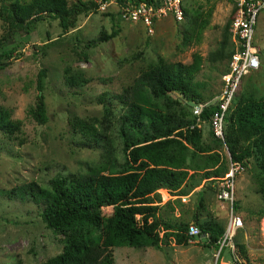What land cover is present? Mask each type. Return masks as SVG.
<instances>
[{
    "label": "rangeland",
    "instance_id": "374dc122",
    "mask_svg": "<svg viewBox=\"0 0 264 264\" xmlns=\"http://www.w3.org/2000/svg\"><path fill=\"white\" fill-rule=\"evenodd\" d=\"M236 3L237 0H184L182 20L164 16L155 21L150 33L141 23L123 18L110 4L105 9L79 14L75 25L65 31L56 20L45 19L37 23L34 37L24 42L15 37L18 45L12 56L0 63V104L9 108L11 118L20 120L13 135L0 131V264H38L61 249V235L53 233L41 220L38 204L9 198L5 190L31 180L46 184L53 175L85 168L87 163L101 158L100 147L79 143L81 136L70 121L74 116L98 120L102 108L97 95L102 91L118 92L146 62L158 56L167 61L187 62L196 52L200 55V67L195 78L204 82L200 101H216L221 71L231 49L229 23ZM196 10L208 18L198 35L194 28L189 29ZM111 31L115 33L109 38L92 43L101 33ZM253 40L259 66L242 76L236 96L264 94V8L257 15ZM39 68L45 70L44 123H37L28 113L35 99ZM67 68L70 72L81 71L88 80L76 87L67 85L63 79ZM169 96L179 98L180 105L185 107L190 101L174 92ZM114 101L116 112L118 104ZM200 124L208 150L195 156L197 167L202 166L204 153L210 152L227 165L225 147L210 136L206 120ZM114 138L115 154L121 160L120 144ZM204 169L195 170L182 184L185 193L157 189L159 197H154L153 203L157 204L156 214L162 220L191 221L197 212L201 223L214 221L223 229L227 205L216 197L220 178H204ZM256 173L255 162L249 157L244 169L235 176V208L242 215L243 228L227 243H232L234 255L247 264H264V217L258 213L263 202L256 190ZM191 182L196 184L190 187ZM101 209L108 213L114 206L104 205ZM163 230L159 226L158 234L162 236L158 245L111 247L113 264H223L229 259L227 246L217 254L219 242L208 243L202 231L186 243H176L173 234L164 235Z\"/></svg>",
    "mask_w": 264,
    "mask_h": 264
},
{
    "label": "trees",
    "instance_id": "16d2710c",
    "mask_svg": "<svg viewBox=\"0 0 264 264\" xmlns=\"http://www.w3.org/2000/svg\"><path fill=\"white\" fill-rule=\"evenodd\" d=\"M95 9L94 0H0V63L12 56L18 45L15 37L24 42L35 36L37 23L54 19L65 31L75 25L79 14ZM207 19L196 10L189 29L194 28L198 35ZM114 33H101L92 43ZM45 34H49L47 30ZM199 67L200 55L196 52L187 62L167 61L159 56L146 62L118 92L102 91L97 95L102 108L98 120L74 116L70 121L81 136L80 144L101 148L99 160L76 171L53 175L46 184L31 180L5 190L9 198L38 204L41 220L62 237L61 249L38 264H113L111 247L158 245L162 236L158 234L159 226L164 235L173 234L176 243H186L191 238L186 233L189 221L162 220L156 214L158 206L153 198L159 197L160 187L185 193L182 184L198 168L206 167L203 177L210 180L226 170L214 152L204 153L202 166L197 167L195 156L208 150L201 124H195L189 105L182 106L179 98L169 96L174 92L182 99L202 100L200 88L204 82L195 78ZM226 68L227 61L221 73ZM44 77V68H39L35 99L28 109L37 123L47 120ZM63 79L76 87L88 77L67 68ZM114 100L118 104L116 112ZM213 107L208 104L202 108L200 121L208 122ZM10 115L9 108L0 104V131L8 136L20 126V120ZM210 136L225 147L230 160L245 166L248 158H253L257 167L256 190L263 202L258 213L264 217V94L234 97L225 116L223 139L214 137L211 131ZM114 137L120 144L121 160L115 154ZM195 184L191 182L190 187ZM104 205L114 209L104 213ZM191 220L206 233L208 243H217L221 225L214 221L201 223L197 212Z\"/></svg>",
    "mask_w": 264,
    "mask_h": 264
},
{
    "label": "built area",
    "instance_id": "2783aa9c",
    "mask_svg": "<svg viewBox=\"0 0 264 264\" xmlns=\"http://www.w3.org/2000/svg\"><path fill=\"white\" fill-rule=\"evenodd\" d=\"M97 9H105L110 4L115 5L120 15L132 22H139L145 30L152 32L156 20L170 16L180 21L184 17V0H94ZM235 13L229 23L231 52L227 59V68L220 76V84L216 101H189V109L195 117V124L200 123V112L208 104H213L209 112L208 128L214 137L223 139L225 116L232 106V101L244 74L257 69L259 66L258 49L253 40L254 26L260 9L264 8V0H237ZM226 150V149H225ZM226 170L216 185V197L227 205L226 221L222 229L219 242V250L227 246L229 259L223 264H245L246 262L234 255L232 243L227 244L231 237L243 228L242 215L235 208L234 179L237 173L244 169L239 161H232L226 151ZM189 237L198 235L199 228L191 220L186 227ZM264 235V227L262 230ZM190 239V238H189ZM188 239V240H189Z\"/></svg>",
    "mask_w": 264,
    "mask_h": 264
}]
</instances>
